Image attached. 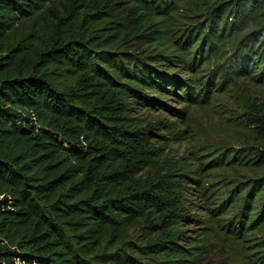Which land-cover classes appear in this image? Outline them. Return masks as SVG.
Masks as SVG:
<instances>
[{
    "label": "trees",
    "instance_id": "16d2710c",
    "mask_svg": "<svg viewBox=\"0 0 264 264\" xmlns=\"http://www.w3.org/2000/svg\"><path fill=\"white\" fill-rule=\"evenodd\" d=\"M189 2L0 0V264H196L185 225L200 178L168 150L179 119L133 105L188 119L244 81L261 90L229 110L249 139L220 163L252 176L234 178L206 224L226 230L235 264H264V0H216L206 22L180 28ZM217 37L232 39L235 69L207 77Z\"/></svg>",
    "mask_w": 264,
    "mask_h": 264
},
{
    "label": "rangeland",
    "instance_id": "374dc122",
    "mask_svg": "<svg viewBox=\"0 0 264 264\" xmlns=\"http://www.w3.org/2000/svg\"><path fill=\"white\" fill-rule=\"evenodd\" d=\"M216 4V0H199L197 4L183 3L177 11L174 22L178 23L180 28L194 26L202 21L206 22L208 11ZM253 27L254 25L250 28ZM186 38L187 35L181 39V42H184ZM199 42L200 40L193 47L194 51H197ZM232 42L230 37H217L210 45L211 47L205 44L204 53L206 52L207 55L206 53L201 55V74L209 77L217 70L229 74L235 69ZM199 53H196V57H200ZM250 66V72L247 75L252 76L255 68ZM180 73L183 74L182 71ZM250 84V81H244L238 89L233 90V93H217V98L213 102L191 108L192 116L188 119L178 118L168 108L160 105L156 106L158 109L141 104L133 105V116L152 120L158 116L168 121L179 119L177 125L183 131L181 135L183 139L173 140L168 150L169 154L175 158L184 156L190 163L191 169L195 170L194 176L200 178L198 185L196 183L189 185L193 187L189 188L187 193L189 210L193 219L185 225L187 240L199 244L201 256L196 264H235L241 256L240 251L234 248L235 244L220 224H217L220 228L215 224L218 229L215 232L214 226L206 223L209 220V210L217 209L219 198L224 196L226 191L238 190L239 185L233 181L234 178L240 177L244 185L252 176V173L243 165L226 166L220 163L221 158L224 159L230 151L236 150L244 139H249L248 131L231 119L229 108L238 112L243 94L261 90L259 86L250 87ZM164 99L171 107L181 108L175 95L168 94V97L164 96Z\"/></svg>",
    "mask_w": 264,
    "mask_h": 264
}]
</instances>
